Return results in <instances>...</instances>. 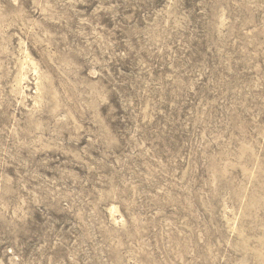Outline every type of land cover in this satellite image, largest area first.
Instances as JSON below:
<instances>
[{
  "label": "rangeland",
  "instance_id": "1",
  "mask_svg": "<svg viewBox=\"0 0 264 264\" xmlns=\"http://www.w3.org/2000/svg\"><path fill=\"white\" fill-rule=\"evenodd\" d=\"M263 193L264 0H0V264H264Z\"/></svg>",
  "mask_w": 264,
  "mask_h": 264
},
{
  "label": "bare ground",
  "instance_id": "2",
  "mask_svg": "<svg viewBox=\"0 0 264 264\" xmlns=\"http://www.w3.org/2000/svg\"><path fill=\"white\" fill-rule=\"evenodd\" d=\"M250 205H251V215H254V216H256V217H261L262 218V220H261V222H260V225H263L264 226V193L262 194V195H255L252 199H251V203H250ZM254 222V221H253ZM254 236L256 235L255 233H254V231H253V233H252ZM257 235H259V236H261V237H263L264 236V234H262V233H260V234H257ZM261 240V243H260V247L262 246V241L264 240H262V239H260ZM255 243H256V241H255ZM258 244V243H257ZM237 245L239 246V247H245V246H248L249 244L247 243V241L246 240H244V238H240L238 241H237ZM254 245V244H253ZM251 247H250V249H251V251H252V253H253V255L254 256H256V257H258V251H257V249L259 248H257L256 246H253L252 247V244L250 245ZM258 246V245H257ZM249 247V246H248ZM263 247H264V245H263ZM260 250V249H259ZM262 250H263V248H262ZM260 253V252H259ZM258 259H260V258H258ZM259 261V260H258Z\"/></svg>",
  "mask_w": 264,
  "mask_h": 264
}]
</instances>
